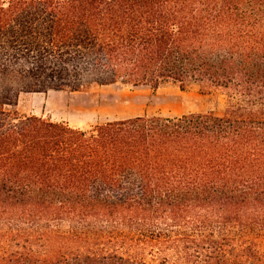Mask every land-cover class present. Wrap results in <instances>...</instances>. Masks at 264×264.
<instances>
[{"label": "trees", "instance_id": "1", "mask_svg": "<svg viewBox=\"0 0 264 264\" xmlns=\"http://www.w3.org/2000/svg\"><path fill=\"white\" fill-rule=\"evenodd\" d=\"M167 84L226 109L85 128L8 109ZM0 264H264V0H0Z\"/></svg>", "mask_w": 264, "mask_h": 264}, {"label": "rangeland", "instance_id": "2", "mask_svg": "<svg viewBox=\"0 0 264 264\" xmlns=\"http://www.w3.org/2000/svg\"><path fill=\"white\" fill-rule=\"evenodd\" d=\"M227 95L221 90L191 86L181 90L167 84L157 89L150 87L102 86L78 92L48 91L19 94L10 110L22 115H36L66 122L72 127L89 125L137 116H180L185 113L214 111L222 114L227 106Z\"/></svg>", "mask_w": 264, "mask_h": 264}]
</instances>
